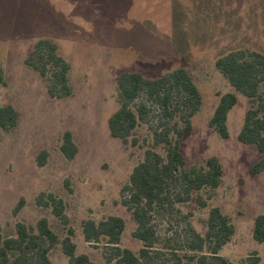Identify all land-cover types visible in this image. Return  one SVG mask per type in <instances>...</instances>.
Here are the masks:
<instances>
[{
    "label": "rangeland",
    "instance_id": "1",
    "mask_svg": "<svg viewBox=\"0 0 264 264\" xmlns=\"http://www.w3.org/2000/svg\"><path fill=\"white\" fill-rule=\"evenodd\" d=\"M39 40L55 43L57 54L69 64V97L48 94L51 64L45 78L26 65ZM242 51L264 54V0H0V65L5 75L0 107L9 105L17 113L15 128L0 130L2 237H15L18 224L36 233L38 221L45 219L60 240L72 231L75 255L84 254L94 264H114L107 263L110 250L104 239L98 244L84 241L82 223L119 217L125 225L119 248L138 256L142 243L132 236L137 225L120 203L126 198L122 189L146 151L165 157L163 145H154L153 131L166 124L174 143L175 132L185 128L182 117L187 112L178 99V111L165 119L143 93L136 104L148 106L151 118L139 123L126 143L113 139L107 124L118 108L116 79L131 72L156 79L184 68L201 94V104L190 131L179 139L180 151L186 168L216 158L222 180L216 189L190 195L171 185L168 203L150 214L156 237L150 264H170L172 254L200 256L189 253L188 245L196 235L205 236L213 209L234 226L218 254L224 264L256 259L264 264V244L252 237L256 217L264 215V167L253 172L261 157L254 146L237 140L252 101L237 95L227 117V139L208 126L220 96L233 92L215 62ZM65 132L77 149L72 160L60 152ZM48 194L63 201L67 225L51 208L36 204L40 195ZM48 258L51 264L68 262L60 246ZM206 264L213 261L208 257Z\"/></svg>",
    "mask_w": 264,
    "mask_h": 264
},
{
    "label": "trees",
    "instance_id": "2",
    "mask_svg": "<svg viewBox=\"0 0 264 264\" xmlns=\"http://www.w3.org/2000/svg\"><path fill=\"white\" fill-rule=\"evenodd\" d=\"M51 64L53 72L47 86L48 94L57 99L71 95L68 86L69 64L57 54V46L50 40L37 41L26 59V65L32 67L42 78H45L46 65ZM216 69L227 80L233 92L220 96L212 117L208 122L221 139L228 138L227 117L237 104V95H242L252 101V106L244 115L243 125L237 140L244 145L254 146L260 155L259 162L253 172L264 167V54L231 52L215 62ZM117 110L108 119V130L111 138L126 143L139 123H146L151 118V110L143 103L136 101L144 93L149 101L161 110V116L171 119L178 111L175 103L180 99L182 108L187 112L182 117L185 128L176 131L178 140L174 143L169 139L170 131L166 124L153 131L154 145H163L165 157L152 151L145 152L144 161L132 171L129 183L122 189L126 194L121 205L132 213L137 227L132 236L142 243L138 256L131 251L119 248L121 235L124 231V221L119 217L94 223L91 220L82 223V235L86 243L98 244L105 240L110 255L107 263L114 264H150L151 250L156 243V237L150 226V214L156 208H163L169 201L171 185H178L183 193L190 195L205 188L216 189L222 180V167L216 158H209L202 167L186 168V161L180 151L179 139L190 131V120L199 110L201 94L193 83L189 73L184 68L173 70L169 74L156 79H146L139 73H123L116 79ZM5 85L4 71L0 65V87ZM177 108V106H176ZM171 109V111H170ZM17 124V113L9 105L0 107V130L9 132ZM61 154L72 160L77 149L73 144L70 133L65 132L60 146ZM45 158V154H42ZM41 160V159H40ZM43 165L44 160L38 162ZM36 204L39 207L51 208L52 214L63 224L67 225L64 215L65 205L55 196L40 195ZM21 200L14 213L22 207ZM60 240L49 228L45 219L38 221L36 233L23 224H18L15 237L3 238L0 233V264H51L48 254L56 246L68 259L67 264H94L89 258L75 255L76 247L71 242L72 231ZM234 234V226L228 217L223 216L218 209H213L208 218L207 232L203 238L195 236L188 245L189 253L178 256L172 254L170 264H206L209 257L213 264H224L218 256ZM253 240L264 244V215H259L254 221ZM154 256L161 254L153 253ZM258 260H253L257 264Z\"/></svg>",
    "mask_w": 264,
    "mask_h": 264
}]
</instances>
